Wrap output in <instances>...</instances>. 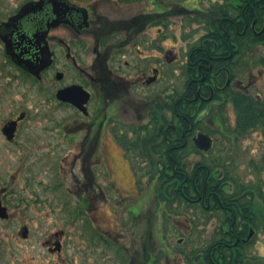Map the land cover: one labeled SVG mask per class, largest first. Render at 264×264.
Returning a JSON list of instances; mask_svg holds the SVG:
<instances>
[{
	"label": "flooded vegetation",
	"instance_id": "obj_1",
	"mask_svg": "<svg viewBox=\"0 0 264 264\" xmlns=\"http://www.w3.org/2000/svg\"><path fill=\"white\" fill-rule=\"evenodd\" d=\"M57 1H0L2 145L22 148L19 137L32 116V107L22 104V81L29 80L47 93L49 104L74 114L67 126L62 122L50 130L65 140L70 135L72 142L81 135L73 161L80 164L79 176L66 178L65 155L52 168L63 175L62 190L50 191L54 176L37 185L58 199L65 215L66 194L74 198L69 213L89 232L90 247L113 254L116 264H159L162 257L152 254V238L158 243L154 233H163L165 243L168 233L211 231L213 238L194 255L199 260L212 243L226 249L241 243L249 264L262 262L249 254L256 235L264 232L262 218L235 217L234 203L224 202L215 185L226 198H246L250 207L264 210L260 188L250 195L233 192L244 182L229 161L252 131L264 133V115L255 112L264 102L258 88L264 76V0H212L207 9L195 0L196 8L179 4L178 10L163 0ZM28 3H34L32 10L19 18ZM178 15L203 32L182 33L178 45L168 46L176 40L167 35L168 18ZM65 88L69 100L62 102L56 93ZM247 117L257 120L247 123ZM198 134L211 140L208 150L195 146ZM106 142L126 169L127 186L114 177ZM30 182L34 185L33 178ZM7 194L0 189L3 222L11 218ZM102 203L118 233L110 240L88 217ZM29 232L26 225L17 229L24 241ZM228 232L232 243L214 241L215 233ZM122 233H138L137 247L125 245ZM63 235L56 229L39 243L54 264H66ZM160 252L170 259L166 243Z\"/></svg>",
	"mask_w": 264,
	"mask_h": 264
},
{
	"label": "rangeland",
	"instance_id": "obj_2",
	"mask_svg": "<svg viewBox=\"0 0 264 264\" xmlns=\"http://www.w3.org/2000/svg\"><path fill=\"white\" fill-rule=\"evenodd\" d=\"M163 1L170 10H178L179 4L187 9L196 8L195 0ZM197 3L202 9H207L212 0H198ZM182 15L168 18L167 35L176 39L168 41V46L178 45L182 33L203 32L201 26H187ZM262 56L264 58V47ZM258 81V88L264 94V76ZM39 87L33 86L29 80L22 81L23 107L25 105L32 107V116L24 124L19 137V145L22 148L5 147L0 142V189L8 190L5 203L11 213L9 221H0V264H54L53 261L48 260L39 243L49 238L56 229L64 231L62 241L66 247L61 257L66 260V264H116L113 254L104 255L98 246H89V232L83 230L84 224L81 220L69 213V209H73L76 205L74 198L71 199L66 194L65 215L58 199H53L49 192L37 185L38 181L49 182L50 177L54 176L48 186L50 191L62 190L63 175L59 170L54 172L52 168L65 155L66 178L79 176L80 164L76 162L73 165V161L81 141V135H76V141L72 142L70 139L73 138L70 135H67L65 140L59 137L61 134H58L57 130H50L51 126L56 128L55 126L62 122H66L67 126L69 117H73L74 114L69 109L57 108L53 103L49 104L46 101L47 93L41 92ZM35 110L38 112L35 113ZM241 141V147L235 148L230 154L232 172L246 186H254L258 183L264 195V167L260 163L264 157V133L261 130H254ZM105 148L110 154L108 161L114 169V177L120 185L127 186L129 179L126 169L112 158L113 147L108 142ZM30 178H33L34 185L31 182L27 183V179ZM256 196L257 194L254 195ZM98 210L96 214L88 217L95 229L104 238L110 240L118 234L112 227L110 211L103 203L99 205ZM23 225H26L30 231L25 241L17 235V229ZM121 236L125 245L137 247L140 242L138 233H122ZM153 236L158 239L160 245L152 238V254L162 257L159 264H198L200 260L194 255L213 238V232L168 233L165 237V243L171 251L168 260H165V255L160 252V247L165 250L163 233L162 235L154 233ZM178 239H182L181 243L177 242ZM251 244L249 254L263 257V261L259 264H264V232L258 233Z\"/></svg>",
	"mask_w": 264,
	"mask_h": 264
},
{
	"label": "trees",
	"instance_id": "obj_3",
	"mask_svg": "<svg viewBox=\"0 0 264 264\" xmlns=\"http://www.w3.org/2000/svg\"><path fill=\"white\" fill-rule=\"evenodd\" d=\"M264 42V41H263ZM255 112L260 113L264 115V102L260 104V108L256 109ZM238 113L240 111L238 110ZM252 120V121H251ZM257 119H250L247 117V123L256 121ZM260 122L264 128V116L260 119ZM262 164L264 167V157L262 159ZM220 185L216 184L215 185V191L220 193L223 196L224 202H233V209H234V215L235 217H241V219H246L249 218L253 215H259L262 218L263 222V227H264V210H259L258 208H254L249 206V201L246 198H241L240 199H235L232 200L231 198H226L224 196V190L219 189ZM223 187V186H222ZM259 191V186L255 184L254 186L252 185H235L233 192L235 193H245V194H253L255 192ZM240 203V204H238ZM233 237L230 232L228 233H215L214 241L218 242H227L229 243L233 242ZM214 244V243H212ZM211 244V245H212ZM209 245V246H211ZM206 247L203 251H200V261L201 264H249L247 259L246 252L244 251V246L241 243H238L235 248H229L226 249L224 246H221L220 244L215 243L213 252L210 251L208 253V250L210 247Z\"/></svg>",
	"mask_w": 264,
	"mask_h": 264
},
{
	"label": "water",
	"instance_id": "obj_4",
	"mask_svg": "<svg viewBox=\"0 0 264 264\" xmlns=\"http://www.w3.org/2000/svg\"><path fill=\"white\" fill-rule=\"evenodd\" d=\"M54 1L58 2L57 0H54ZM32 4H34V3H28V4L24 5L22 10L19 12L18 17L23 18L27 13H29L32 10ZM37 4H39V3H37ZM29 72L33 75L36 74V72L34 70H30ZM67 92H68V89L66 90V88L57 91L56 99H58L59 101H62V102L68 101L69 98L67 95H69V94H67ZM194 144L198 149H200L202 151H206L210 148L211 140L206 135L198 134L196 139H194ZM5 217H6L5 209L3 207H1V205H0V218H5ZM251 233L252 232L250 231V234L248 237L251 236Z\"/></svg>",
	"mask_w": 264,
	"mask_h": 264
}]
</instances>
